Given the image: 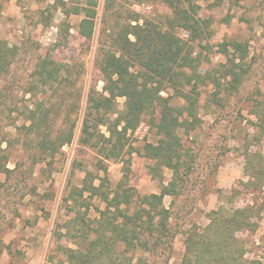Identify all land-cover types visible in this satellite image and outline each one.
Instances as JSON below:
<instances>
[{
	"label": "rangeland",
	"instance_id": "obj_1",
	"mask_svg": "<svg viewBox=\"0 0 264 264\" xmlns=\"http://www.w3.org/2000/svg\"><path fill=\"white\" fill-rule=\"evenodd\" d=\"M85 1L0 0V39L20 49L10 76L3 82L0 99V165L13 171L9 178L0 174V264H67L62 251L74 248L72 239L79 243L85 237H95L99 212L105 207L98 194L115 189L124 173V186L132 187L140 196L158 194L172 179L169 169L144 156L145 144L156 145L159 139L150 116H144L138 128L127 134L121 160H101L97 149L79 143L86 94L95 90L105 95L97 62L99 53L109 48L111 35L135 13L162 23L171 10L157 0H96L95 31L91 39H83L77 34L81 16H65L61 6ZM263 1L199 3V16L211 21V36L196 43L191 56L199 58V75H207L208 79L198 86L196 129L188 134L179 132L185 165L190 167L188 176H181L178 196L163 199L164 207L171 212L168 226L173 235L167 264L181 263L184 233L193 225L204 228L210 212L219 207L253 209L255 229L237 236L248 243L246 260L264 262V189L249 186L245 172L249 158H264V137L258 135L249 111L250 101L264 99ZM176 33L183 40L188 38L185 31ZM233 42L245 44L248 49L246 74L236 93L225 91V80L220 81L221 90L215 92L212 82L224 74L222 66L227 62L223 50L227 48L232 54L229 45ZM45 53L59 62L75 64V73H81L78 87L82 101L72 116L76 123L74 138L55 155L51 166L32 164L33 146L20 128L17 112L32 107L35 99L24 94V87L37 58ZM161 94L172 96L173 105L183 104L171 91ZM47 97L51 103L59 102V95L49 92ZM123 103V98L116 99L117 114L123 111ZM158 113L157 108L156 122ZM98 131L108 137L105 127L100 126ZM89 184L99 187L100 192L93 196L83 192ZM74 188L83 192V199H78L80 217L73 226L70 220L74 214L68 208L73 204L64 199ZM14 209L19 218L14 217ZM9 222L11 227L6 228ZM8 244L19 253L17 256L8 255ZM140 255H135L133 262ZM162 263L163 256H156L146 264Z\"/></svg>",
	"mask_w": 264,
	"mask_h": 264
},
{
	"label": "trees",
	"instance_id": "obj_2",
	"mask_svg": "<svg viewBox=\"0 0 264 264\" xmlns=\"http://www.w3.org/2000/svg\"><path fill=\"white\" fill-rule=\"evenodd\" d=\"M157 1L171 10L165 22L142 19L135 13L111 35L109 48L99 53L97 69L103 78L105 95H99L95 90L86 94L79 143L97 149L101 160H121L127 134L138 128L144 116H150L159 139L156 145L145 144L144 156L169 169L172 179L167 185H162L158 194L145 196L137 194L132 187L124 186L126 173L120 184L107 193L98 194L100 188L89 184L83 192L90 196L98 194L105 207L99 212L95 237H85L79 243L72 239L74 248L63 249L67 264H146L149 258L156 256H163L162 264L169 260L173 239L168 226L171 212L164 207L163 199L180 194L178 182L183 174L188 176L190 169L185 165L179 132L182 130L188 134L199 123L198 86L208 77L199 75L200 60L191 54L196 43L211 36V21L199 16V3L208 0ZM220 1L214 0L213 4L218 5ZM61 9L65 16H81L77 26L78 37L92 38L96 25V0H86L71 7L63 4ZM177 30L187 32L188 38L181 39ZM229 46L232 54L229 55L227 48L223 50L227 59L226 65L222 66L224 74L212 83L215 92H219L220 81L225 80V91L233 94L238 91L246 74L248 49L239 42ZM19 50L17 45L0 39V99L3 82L10 76ZM76 67L45 53L37 58L28 76L24 94L35 100L32 107H23L17 112L22 122L20 128L33 146V165L51 166L55 155L74 138L76 123L72 116L82 101L78 87L81 73H75ZM167 91L173 92L174 98L182 100L183 104L173 105L172 96L161 94ZM49 92L59 95V102L51 103L47 97ZM69 98L72 99L68 102ZM117 98L124 99L120 114L115 111ZM157 108L159 116L156 122L154 114ZM249 111L258 135L264 137V99L250 101ZM100 126L106 128L107 138L100 135ZM255 158L254 161L247 160L245 172L249 186L262 191L264 158ZM12 173L0 165V174L9 178ZM83 192L74 188L64 199L68 204L72 201L73 205L68 208L74 214L70 220L73 226L80 217L76 206L78 199H83ZM14 210V217L19 218L18 211ZM253 218L251 207L233 210L219 207L211 211L204 228L193 225L184 233V254L180 264H264L244 258L248 243L237 236L240 232L255 229ZM9 227L11 222L6 226ZM84 232L82 230V234ZM5 248L10 257L17 256L18 252L12 251L10 244ZM139 253L141 255L133 262Z\"/></svg>",
	"mask_w": 264,
	"mask_h": 264
},
{
	"label": "built area",
	"instance_id": "obj_3",
	"mask_svg": "<svg viewBox=\"0 0 264 264\" xmlns=\"http://www.w3.org/2000/svg\"><path fill=\"white\" fill-rule=\"evenodd\" d=\"M184 35L187 37L188 36V34L187 33H184Z\"/></svg>",
	"mask_w": 264,
	"mask_h": 264
}]
</instances>
